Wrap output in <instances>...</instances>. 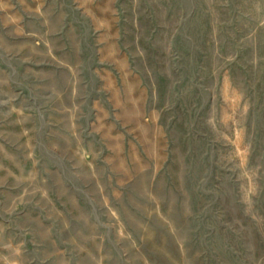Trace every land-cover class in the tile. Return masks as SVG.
<instances>
[{"label": "rangeland", "instance_id": "rangeland-1", "mask_svg": "<svg viewBox=\"0 0 264 264\" xmlns=\"http://www.w3.org/2000/svg\"><path fill=\"white\" fill-rule=\"evenodd\" d=\"M0 264H264V0H0Z\"/></svg>", "mask_w": 264, "mask_h": 264}]
</instances>
